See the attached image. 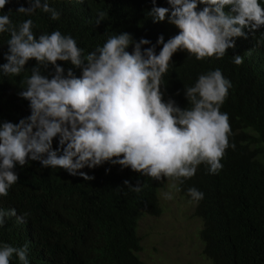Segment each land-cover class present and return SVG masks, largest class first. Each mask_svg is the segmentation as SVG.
Listing matches in <instances>:
<instances>
[{
    "label": "trees",
    "instance_id": "1",
    "mask_svg": "<svg viewBox=\"0 0 264 264\" xmlns=\"http://www.w3.org/2000/svg\"><path fill=\"white\" fill-rule=\"evenodd\" d=\"M258 2L264 8V0ZM47 3L59 19L53 20L41 8L31 13L16 11L21 6L29 8L28 0H10L0 15H8L17 29L30 19L37 39L57 30L71 36L83 50L82 59L121 33L130 34L135 43L142 38L150 41L141 45L143 51L156 45L159 36L167 42L179 32L167 17L153 22L152 8H170L167 0H155V4L152 0ZM204 6L198 4L197 10ZM243 31L244 36L232 38L235 47L227 49L222 58L213 55L197 60L186 50H178L162 78L164 101L172 99L182 109L192 107L185 90L195 86L200 75L219 69L231 84L220 111L229 116V143L235 148L226 150L218 173H210L209 165L202 163L190 179L175 180L179 194L193 204L192 216L200 223L201 255L208 264H264V25L254 32ZM10 38V33H0V65L7 62L4 54ZM161 48L156 45L157 54ZM132 50L130 44L126 51ZM235 55L243 57L241 65L234 63ZM57 64L65 75L69 69L77 78L82 75V68L70 61ZM36 65L34 59L29 60L18 76L0 70V123H18L31 114L29 101L19 92L26 90V78ZM41 72L51 78L54 68L49 64ZM58 139H53V149ZM13 171L19 179L7 196H0V209H15L16 216L5 217L0 245L27 244L29 264H145L138 254V221L143 214L160 213L158 190L165 178L156 181L110 161L81 169L94 177L89 181L32 160L24 166L17 164ZM125 180L131 185H125ZM136 186L139 192L133 190ZM192 187L204 194L203 199L195 201L189 196ZM10 264L21 262L13 255Z\"/></svg>",
    "mask_w": 264,
    "mask_h": 264
},
{
    "label": "clouds",
    "instance_id": "2",
    "mask_svg": "<svg viewBox=\"0 0 264 264\" xmlns=\"http://www.w3.org/2000/svg\"><path fill=\"white\" fill-rule=\"evenodd\" d=\"M9 2L0 0V9ZM28 2L29 8L21 6L16 11L31 13L41 8L51 13L53 20L59 19L47 0L43 4L41 0ZM167 3L170 8H152L153 22H163L167 17L179 32L167 42L162 35L158 37L156 45H162L158 54L156 45L141 50V45L150 41L142 38L135 43L130 34L121 33L82 59L83 50L71 36L57 30L37 39L30 19L17 29L8 15H0V33L11 36L4 54L7 62L0 70L18 76L29 60L37 62L26 78V90L19 92L29 101L31 114L18 123H0V196H7L19 179L13 168L29 160L39 161L43 167L62 168L87 181L94 177L81 169L108 161L156 181L190 179L202 163L209 165L212 174L222 169L226 150L235 148L229 143V116L220 111L230 82L219 69L200 75L195 86L185 90L192 107L182 109L172 99L164 101L162 78L178 50H186L197 60L213 55L222 58L227 49L235 47L232 38L245 35L243 29L254 32L264 25V8L258 0ZM198 4L205 6L197 10ZM225 6L230 10L226 12ZM130 44L132 52L126 51ZM57 61H70L82 68V75L77 78L71 69L65 75ZM234 63L241 65L243 57L235 55ZM49 64L54 68L51 78L41 72V67ZM56 137L58 147L53 149ZM123 183L131 185L128 180ZM133 190L139 192L141 188ZM188 194L195 201L204 196L194 187ZM164 196L173 198L171 192ZM6 216H16V210L0 209V227ZM17 220L24 222L23 217ZM13 255L21 264H29L27 244L0 245V264H10Z\"/></svg>",
    "mask_w": 264,
    "mask_h": 264
},
{
    "label": "rangeland",
    "instance_id": "3",
    "mask_svg": "<svg viewBox=\"0 0 264 264\" xmlns=\"http://www.w3.org/2000/svg\"><path fill=\"white\" fill-rule=\"evenodd\" d=\"M173 184L177 185L174 179L165 178L158 190L160 213L143 214L138 221L139 257L145 264H208L201 255L200 223L192 216L193 204ZM168 192L171 200L164 196Z\"/></svg>",
    "mask_w": 264,
    "mask_h": 264
}]
</instances>
